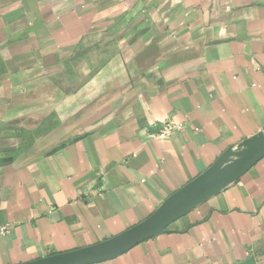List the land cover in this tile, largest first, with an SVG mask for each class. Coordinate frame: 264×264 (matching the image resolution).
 I'll return each mask as SVG.
<instances>
[{
	"label": "crops",
	"instance_id": "0c3cea01",
	"mask_svg": "<svg viewBox=\"0 0 264 264\" xmlns=\"http://www.w3.org/2000/svg\"><path fill=\"white\" fill-rule=\"evenodd\" d=\"M263 129L264 0H0V264L123 233ZM250 260L264 159L99 264Z\"/></svg>",
	"mask_w": 264,
	"mask_h": 264
},
{
	"label": "water",
	"instance_id": "95a60500",
	"mask_svg": "<svg viewBox=\"0 0 264 264\" xmlns=\"http://www.w3.org/2000/svg\"><path fill=\"white\" fill-rule=\"evenodd\" d=\"M264 159V129L229 147L201 175L169 196L144 221L123 233L75 251L50 255L23 264H99L122 256L162 233L207 199L240 181ZM252 260L242 264H252Z\"/></svg>",
	"mask_w": 264,
	"mask_h": 264
},
{
	"label": "built area",
	"instance_id": "2783aa9c",
	"mask_svg": "<svg viewBox=\"0 0 264 264\" xmlns=\"http://www.w3.org/2000/svg\"><path fill=\"white\" fill-rule=\"evenodd\" d=\"M182 126L179 124H176L173 121H165L163 128L161 131L155 136L159 139H168L172 136V134L176 131H181ZM11 231V228L7 225L1 226L0 225V238L7 236Z\"/></svg>",
	"mask_w": 264,
	"mask_h": 264
}]
</instances>
